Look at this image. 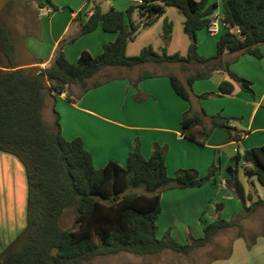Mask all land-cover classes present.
Segmentation results:
<instances>
[{
	"label": "trees",
	"instance_id": "trees-1",
	"mask_svg": "<svg viewBox=\"0 0 264 264\" xmlns=\"http://www.w3.org/2000/svg\"><path fill=\"white\" fill-rule=\"evenodd\" d=\"M37 3L38 8L51 4L50 0H37ZM165 8H175L183 17L182 29L191 41L186 57L167 55L164 48L157 54L150 47L127 57L128 42L139 29L159 19ZM52 9L58 10L53 6ZM216 9L217 4L209 0H141L124 12L110 8L102 13L99 5L93 3L86 22L68 42L97 28L115 34L114 41L104 44L97 56L81 52L72 64L63 53L61 40L46 67L29 69L17 65L13 38L0 22V152L19 161L27 187L26 227L0 251V264H86L94 258L120 253L154 256L164 251L187 256L208 245L219 232L236 226L239 219L264 208V197L252 202L237 173L241 164L244 177H254L264 189L262 145L230 159L226 184L242 206L236 222L220 219L222 205L217 204L216 217L203 227L200 238H189L184 245L168 235L157 238L160 194L173 188L200 187L214 177L217 167L212 163L204 177H199L193 169H179L170 178L165 166L167 148L154 145L148 159L135 146L128 153L124 167L110 161L102 168H95L80 138H63L54 108L52 130L42 119L47 98L54 101L56 96L65 94L69 102L75 103L80 95L97 86L88 81L107 68L129 70L146 64H179L183 71L191 73L184 82L173 74L168 79L175 95L186 102L190 100L194 81L224 72L227 80L220 82L218 93H206L198 98L230 95L235 85L253 97L251 83L233 74L224 57L246 54L262 58L264 0H222L221 21L227 31L217 40L215 55L203 58L196 52V32L207 30ZM135 11L140 15L137 23L133 20ZM169 34L170 25L164 22L165 40ZM72 87L79 90L78 95L73 94ZM231 121L219 114L206 116L203 111H188L181 119L182 136L204 145L210 133L217 129L233 142H239L246 133L237 132ZM246 202L250 204L247 206ZM65 211L73 215V224L67 230L60 226Z\"/></svg>",
	"mask_w": 264,
	"mask_h": 264
},
{
	"label": "crops",
	"instance_id": "crops-1",
	"mask_svg": "<svg viewBox=\"0 0 264 264\" xmlns=\"http://www.w3.org/2000/svg\"><path fill=\"white\" fill-rule=\"evenodd\" d=\"M89 1L99 5L98 0H81L67 14L63 11L66 6L58 4L55 0H50V5L38 8L36 15L42 18H45L41 14L43 11L49 13L47 16L49 17L50 13L52 14V6L60 8V15L63 14V17L58 18V13H54L47 23L50 31H53L57 25L56 38L44 61L40 60L37 53L25 47L23 50L27 54V59L20 63L19 52L16 53L15 50L17 65L23 69L46 67L54 55L58 42L68 34L72 26L74 25L75 29L70 38L75 36L80 25L86 22L92 9L88 7ZM123 2L120 3V7H113L114 10L127 9L132 2L135 3L134 0H123ZM209 2L217 4L218 8V0H209ZM217 17L221 18L220 11H217ZM220 22L221 25L217 22L215 33H209L204 29L209 35L207 42L203 33L196 35L198 37L197 54H201V49L206 43L207 54L203 55L207 57L215 55V42L227 31L221 19ZM43 29L44 26L40 31ZM114 39L115 34L97 28L78 39L87 42L89 46L77 49L73 59H78L83 51L91 55L99 53L104 44ZM260 52L261 59L246 54L224 57L225 61L230 63L229 69L233 74L251 83L253 97L235 85L230 95L198 98L202 94L218 93V85L227 80V76L224 72H216L208 79L194 81L189 91L190 100L186 102L175 95L168 83V76L175 73L174 67H171L174 64L160 67L146 64L129 70L119 69L120 71H116V76L113 78L115 83L111 82L106 87L89 89L80 95L75 103L69 102L65 94H62L56 96L54 101L50 97L47 98L45 106L50 113L54 108L58 114L60 132L64 139L80 138L82 140L83 147L90 153L95 168H102L110 161L124 167L128 153L135 146L139 148L141 155L148 159L153 146L158 145L167 148L165 157L167 172L169 163H179L178 158L173 156L174 147L179 148L182 153L189 149L188 153L194 157L198 153L196 151L198 146L214 151L212 162L205 160L200 163H213L219 172L225 168L227 173L230 159L236 154H241V149L264 145V46L260 47ZM63 53L66 57L65 50ZM145 66H148L151 71H157L158 74L142 78L144 76H141L139 71ZM117 88L123 90L124 96L121 95L119 98L115 96ZM71 91L73 92V89ZM105 91L108 94L104 95ZM78 93L73 92L74 95ZM188 111L192 113L203 111L206 116L219 114L231 119L230 125L237 132L246 134L239 142H233L224 132L216 129L210 133L204 145H198L182 136L181 119ZM178 167L177 165L175 169L182 166ZM189 167L196 169L199 177L205 176L201 174L199 168ZM216 172L211 180L200 187L173 188L160 194L161 211L156 220L157 238L168 235L180 245L186 244L189 238H200L203 227L213 222L216 217L215 207L218 202L213 200V197H217L216 192L224 193L222 199L225 205L231 207V213L234 212L229 214L225 206L220 211L219 218L226 222L234 220V216L239 213V204L234 201L227 187L223 185L226 180ZM226 175L228 179V173ZM26 199V176L22 165L13 156L0 152V251L26 227ZM230 216L231 220H228ZM227 229L230 230L231 227ZM227 248L224 259L210 264H264V237L256 238L248 244L241 235H236L230 240ZM149 257L154 256H139L143 258L141 260L144 264H151L145 261Z\"/></svg>",
	"mask_w": 264,
	"mask_h": 264
},
{
	"label": "rangeland",
	"instance_id": "rangeland-1",
	"mask_svg": "<svg viewBox=\"0 0 264 264\" xmlns=\"http://www.w3.org/2000/svg\"><path fill=\"white\" fill-rule=\"evenodd\" d=\"M80 1L81 0H55V2H58V4L62 6L63 5L66 6V8L63 9L64 13L66 14L70 13V11L73 10L75 6L79 4ZM98 2L102 13L107 12L110 8L113 7L118 8L120 7V3H124L123 0H98ZM88 4H89L88 7L90 8L92 7L93 3L92 1H89ZM131 4L135 5L136 3L132 2ZM125 10L126 9H120L116 11L124 12ZM37 11H38L37 0H0V22L7 28V30L9 31V33L13 38L14 49L16 50V53L19 52L20 63L26 61L27 59V54L23 50L25 47L31 52L37 53L38 56H40L39 57L40 60L43 61L45 60L51 48L53 40L56 38V32H58L57 25H55L53 31H50L48 29L47 23L49 21V17L54 13H58V18L63 17V14L60 15L61 13L60 8H58V10L56 11L52 9L51 10L52 14L50 13L49 17H47L49 13L43 11V13L41 14H43L42 16H45V18L36 15ZM217 11H220L222 14V0H218V8L216 9L214 16H217ZM220 19L221 18L218 17V23L221 25ZM133 20L136 23L140 20V15L138 11H135L133 15ZM164 22H167L170 25V34L166 40L164 39L163 36ZM182 24H183V17L175 8H165L163 15L159 19H157L151 26L147 28L139 29L135 34V36L133 37V39L128 42L125 52L126 56L134 57L140 52L142 48L150 47L157 54H160L162 48H164L167 55L178 54L180 57L185 58L187 55L188 46L191 43V41L189 37L183 32ZM43 26H44L43 31L42 30L40 31V29H42ZM74 29L75 28L73 25L71 30L68 32V34L65 35L64 38L62 39L64 41L62 45H63V50L66 51V59L72 64H75L77 61V59H73V54H75L77 49H79L80 47L89 46L87 42H84L83 40H78L80 37L76 38L73 42H68L70 36L72 35V31ZM199 33H203L204 39L207 42V37H209V35L206 33V30L204 29L200 30L196 33V35H199ZM197 41H198V37H196V45H198ZM206 50H207V44L205 43L201 49L202 55L198 53L199 56L203 58L212 57V55L208 57L206 55H203V54H207ZM101 51H99V53H93L92 56H97L98 54L101 53ZM164 65H173V64H164ZM155 67H160V66L155 65ZM171 67H174L173 72L175 73H173V75H175L182 82H184L186 76H188L191 73V71L190 72L183 71L179 64H174V66ZM119 69L121 68H107L106 70L101 71L93 78H91L88 81V83L90 85L96 84L97 86L95 88L106 87L111 82L115 83V81H113V78H115L114 76H116L115 75L116 71H120ZM140 69L141 70L139 72L141 76H145L142 78H146L148 76L153 77L158 74L157 71H151V69H149L148 66H145V68H140ZM168 83H169V79H168ZM251 88L253 90V87ZM72 89L74 94H77L79 92V90L76 87H73ZM116 92L117 94L115 96H117V98H119V96L121 95L124 96L123 90H121V88L120 90L117 88ZM103 93L104 95L108 94L107 91ZM42 119L46 124V126L50 130H52L53 116L52 113H50L49 109L45 106V104L42 109ZM196 147H197L196 151H198V153L194 157L191 155V153H188L189 149H187L183 153L179 148L174 147L172 149L174 152L173 156L178 158L179 163L168 164V169H167L168 177L170 176L172 177L174 173L179 169L182 170L192 169V167L189 166H195L197 169L199 168V170H201L200 171L201 174L206 175V171H208L212 163H200V162L205 160L206 162L209 160L212 162L214 151L213 150L209 151L205 148H201L198 146ZM243 152L244 150L241 149L240 153L242 154ZM182 161L184 163H181ZM193 162H197V163H193ZM177 165L179 167L180 166L182 167L180 168L178 167L179 169H175ZM193 170L196 171V169L194 168ZM216 173L218 175L221 174L223 176V179L227 180L226 179L227 173L225 168H222V171L220 170V172L217 169ZM237 173H238V179L243 185L245 194L251 195L252 202H255L258 198L263 199L264 189L254 177L250 179L244 177L243 168L241 164L238 165ZM223 185L227 187L228 189L227 191H229V193L232 195L234 201L239 204V211H238L239 213L234 216V220H233V222H236L237 217L242 212L241 203L236 198L235 194L231 191V189L227 186L226 181L225 183L223 182ZM223 194L224 193L216 192L217 197L216 196L213 197L214 198L213 200L215 202H218V204H221L222 208L226 206V209L229 211V214H233L234 213L233 211L231 213V207L228 206L227 204L225 205V202L222 199ZM249 204L250 202H246L247 206ZM228 218H229L228 220H231V216ZM72 224H73L72 212L65 211L60 220L61 228L66 230L70 229ZM236 235L237 236L241 235L243 239L247 241L248 244L253 242L256 238L264 237V208H260L255 212H253L252 214L239 219L237 221L236 226L231 227L230 230L227 229L219 232L214 236V238L208 245H206L203 248L193 250L187 256H182L170 251L169 252L165 251L160 254L154 255V257L152 258L149 257V259L145 261H148V263L151 264H157V263L210 264L211 262H215L216 260H221L225 258L228 249L227 245L229 244L230 240ZM141 259L143 258H139V256H135L127 253H120L114 256L94 258L86 264H128V263L144 264L142 262L143 260Z\"/></svg>",
	"mask_w": 264,
	"mask_h": 264
},
{
	"label": "built area",
	"instance_id": "built-area-1",
	"mask_svg": "<svg viewBox=\"0 0 264 264\" xmlns=\"http://www.w3.org/2000/svg\"><path fill=\"white\" fill-rule=\"evenodd\" d=\"M136 4H140L141 0H134ZM217 22H218V17L217 16H213L212 17V22L209 25V27L207 28V31L209 33H215L217 31ZM223 24V23H222ZM224 26V24H223Z\"/></svg>",
	"mask_w": 264,
	"mask_h": 264
}]
</instances>
